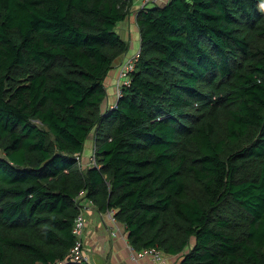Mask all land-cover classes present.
Here are the masks:
<instances>
[{
  "label": "trees",
  "instance_id": "16d2710c",
  "mask_svg": "<svg viewBox=\"0 0 264 264\" xmlns=\"http://www.w3.org/2000/svg\"><path fill=\"white\" fill-rule=\"evenodd\" d=\"M133 2L0 0V264H93L71 252L90 201L136 251L264 264V0L141 8L102 110Z\"/></svg>",
  "mask_w": 264,
  "mask_h": 264
},
{
  "label": "crops",
  "instance_id": "0c3cea01",
  "mask_svg": "<svg viewBox=\"0 0 264 264\" xmlns=\"http://www.w3.org/2000/svg\"><path fill=\"white\" fill-rule=\"evenodd\" d=\"M168 0H134L130 14L121 21L117 30L129 43V49L114 63L116 68L110 70L105 78L107 96L102 104L106 110L117 102V86L120 65L140 51V33L137 25V13L141 8L163 5ZM85 164L88 158L85 157ZM86 227L84 230L82 254L93 264H177L180 255L161 253L156 259L151 252H133L126 236L125 226L119 222L115 225L109 212L101 213L91 206L85 209ZM116 229V231H115ZM134 256V257H133Z\"/></svg>",
  "mask_w": 264,
  "mask_h": 264
},
{
  "label": "built area",
  "instance_id": "2783aa9c",
  "mask_svg": "<svg viewBox=\"0 0 264 264\" xmlns=\"http://www.w3.org/2000/svg\"><path fill=\"white\" fill-rule=\"evenodd\" d=\"M137 56H138V54L133 56V57H131V58H128L127 60H125L120 65L119 82H118V86H117V97H119L121 95V87H122V85L129 83L130 73L132 71H134V69H135V62H136ZM113 106H111V107H113ZM76 156L79 158V154H77ZM92 163L93 164L96 163L94 156L92 157ZM88 204L92 205L91 201ZM79 209H80V213H79L78 217L76 218L75 226H74V232L77 235V239H76V243H75L74 247L71 248V252H72V255H73L74 259H77L80 256H82L84 230H85V227H86L85 213H84L82 207H79ZM113 213H114L113 210L109 211L111 220H112V222L114 224V228H115V225L117 224V220L114 218ZM115 231H116V229H115ZM131 249L134 250V248L132 246H131ZM146 251L151 252L156 259H159L160 254L162 253L161 251H159L156 248H146V249H143V250L137 251V252L138 253H144ZM133 252H136V250H134Z\"/></svg>",
  "mask_w": 264,
  "mask_h": 264
},
{
  "label": "rangeland",
  "instance_id": "374dc122",
  "mask_svg": "<svg viewBox=\"0 0 264 264\" xmlns=\"http://www.w3.org/2000/svg\"><path fill=\"white\" fill-rule=\"evenodd\" d=\"M114 68H116V66L115 67H113L112 69H114ZM111 69V70H112ZM93 146H94V144H93V138H92V136H90L87 140H86V142H85V147H84V151H83V153H82V160H81V162L84 164V162H85V157H89V155L90 154H93V152H92V150H93ZM194 243V238H192L191 239V244H193Z\"/></svg>",
  "mask_w": 264,
  "mask_h": 264
}]
</instances>
